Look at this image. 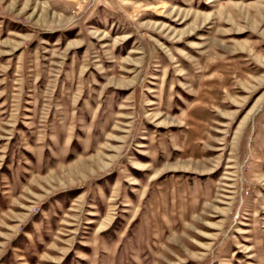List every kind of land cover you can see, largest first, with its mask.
Here are the masks:
<instances>
[{
  "label": "rangeland",
  "instance_id": "374dc122",
  "mask_svg": "<svg viewBox=\"0 0 264 264\" xmlns=\"http://www.w3.org/2000/svg\"><path fill=\"white\" fill-rule=\"evenodd\" d=\"M0 264H264V0H0Z\"/></svg>",
  "mask_w": 264,
  "mask_h": 264
}]
</instances>
